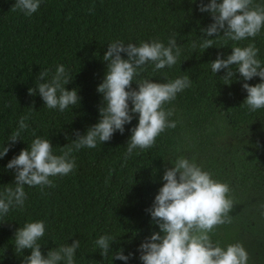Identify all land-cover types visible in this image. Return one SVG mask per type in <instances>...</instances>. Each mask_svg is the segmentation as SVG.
Segmentation results:
<instances>
[{"label": "trees", "instance_id": "1", "mask_svg": "<svg viewBox=\"0 0 264 264\" xmlns=\"http://www.w3.org/2000/svg\"><path fill=\"white\" fill-rule=\"evenodd\" d=\"M15 2L0 0V151L11 143L21 117H27L28 128L0 158V196L15 187V170L7 169V163L36 137L49 139L53 154L61 155L77 131L85 134L98 123L103 94L97 86L105 76L108 62L102 57L109 43L139 46L158 40L167 46L174 36L181 49L176 64L153 71L149 62L135 79L166 83L188 76L191 86L163 105L173 110L168 119L176 126L166 128L152 148L134 149L125 161L131 129L138 124L134 115L123 134L117 131L110 141L98 140L95 148L74 151L76 167L65 176L50 177L54 187L25 185L23 207L0 216V264H22L31 254L30 249L16 250L14 236L19 227L35 221L45 223L38 240L45 256L79 240L74 264H142L139 245L158 231L146 209L164 183L165 164L173 167L170 162L180 156L229 185L231 223L209 233L213 244L226 249L240 243L248 253L247 264H264V108L241 106L247 92L238 72L225 81L226 69L211 71L218 54L226 58L232 47L248 44L259 49L257 59L264 66V27L256 37L239 42L223 34L206 37L202 28L213 21L199 11L200 0H41L31 16L12 11ZM253 4L264 6V0ZM208 38L213 46L205 50L199 45ZM121 55L127 59L126 53ZM61 64L71 80L65 87L75 88L81 98L63 112L45 106L38 89L29 95L30 88L50 81ZM45 69L49 75L36 80ZM259 82V77L247 81ZM132 88H138L135 81ZM103 235L115 238L104 258L95 243ZM120 250L133 255L127 261L113 259Z\"/></svg>", "mask_w": 264, "mask_h": 264}, {"label": "clouds", "instance_id": "2", "mask_svg": "<svg viewBox=\"0 0 264 264\" xmlns=\"http://www.w3.org/2000/svg\"><path fill=\"white\" fill-rule=\"evenodd\" d=\"M191 2L195 3L196 0ZM40 3L41 0H16L11 10L31 16L37 12ZM199 11L207 12L212 17L213 22L202 28L206 37L223 34L239 42L256 37L264 27V6L254 5L253 0H209L206 4L200 0ZM199 46L206 50L213 46V40L204 39ZM192 47H196L195 42ZM180 51L174 36L169 37L167 46L158 40L141 42L139 46L122 41L109 43L102 57L103 61L108 62L105 76L97 86V91L103 94L98 123L89 127L85 134L77 131V138L72 144L61 148V155L53 154L51 141L41 137H36L30 148L21 149L6 165L7 169L15 170V187L6 188L0 196V216L7 215L12 207H23L27 198L25 185L40 186L41 189L45 186L54 187L50 177L65 176L76 167L72 156L74 151L83 147L95 148L98 140L101 143L110 141L117 131L123 134L125 125L131 123L134 115H138V124L131 129L125 161L134 149L152 148L156 138L166 128H174L176 122L168 119L173 115V110H165L163 105L175 100L177 93L190 87V78L183 76L165 83L136 80L135 77L140 75L143 66L149 62L155 65L153 71L175 65ZM258 51L255 44L235 46L226 58L218 54L211 62L213 73L227 70L223 76L225 81L239 73L245 81L242 88L247 92L241 106L247 105L251 111L264 108V66L257 59ZM121 53H126L127 59ZM233 65L237 66L235 70ZM48 75V69L40 71L36 80L43 81ZM254 77H259L261 82L255 85L247 83ZM70 81L65 67L58 65L51 80L30 88L29 95H35L38 89L45 106L63 112L81 99L75 88L68 90L65 87ZM133 81L138 88H132ZM26 120V116L20 118L19 127L12 132L8 140L11 143H6L0 151V158L7 155L10 147L21 139V132L28 128ZM170 163L173 167L165 164L161 177L164 183L151 207L146 209L152 222L158 226V231H153L139 245L142 264H247L248 253L240 243L229 244L225 249L218 244L214 245L209 235L218 225L231 223L228 214L233 201L228 197L229 185L214 180L209 172L183 156ZM44 234L43 221L28 222L16 230V250H31L22 264H59L62 260L66 264H74L79 240L49 250L45 256L38 243ZM110 241L114 242L115 238L103 235L95 242L103 258L109 253ZM132 255H125L120 250L114 254L113 259L127 261Z\"/></svg>", "mask_w": 264, "mask_h": 264}]
</instances>
